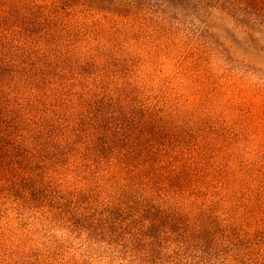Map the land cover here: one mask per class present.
I'll return each mask as SVG.
<instances>
[{
	"label": "rangeland",
	"instance_id": "374dc122",
	"mask_svg": "<svg viewBox=\"0 0 264 264\" xmlns=\"http://www.w3.org/2000/svg\"><path fill=\"white\" fill-rule=\"evenodd\" d=\"M2 24L45 34L33 52L103 80L113 126L155 141L187 185L156 199L154 239L136 251L79 229L65 199L45 202L66 196L61 178L0 198V264H264V0H0ZM111 188L97 199L117 200Z\"/></svg>",
	"mask_w": 264,
	"mask_h": 264
},
{
	"label": "trees",
	"instance_id": "16d2710c",
	"mask_svg": "<svg viewBox=\"0 0 264 264\" xmlns=\"http://www.w3.org/2000/svg\"><path fill=\"white\" fill-rule=\"evenodd\" d=\"M16 27L0 25V198L46 194L45 182L51 189L61 178L68 184L66 196L51 192L44 200L65 199L60 209L65 218H78L79 229L87 233L112 234L107 238L120 247H148L157 221L156 199L170 192L184 197L186 181L176 167L171 170L155 141L124 122L113 126V113L96 100L103 80L71 72L75 65L50 64L47 55L33 52L31 41L46 35ZM256 97L264 115V93ZM252 117L259 118L254 112ZM197 181H188V197L199 200L202 193L189 194ZM72 185L81 188L69 191ZM114 185L117 200L113 193L97 199V188L112 190ZM139 192V198L129 199ZM53 203L47 213L57 212Z\"/></svg>",
	"mask_w": 264,
	"mask_h": 264
}]
</instances>
